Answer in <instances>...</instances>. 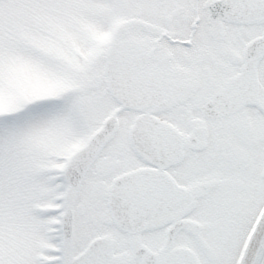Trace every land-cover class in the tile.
<instances>
[{
	"label": "snow or ice",
	"instance_id": "obj_1",
	"mask_svg": "<svg viewBox=\"0 0 264 264\" xmlns=\"http://www.w3.org/2000/svg\"><path fill=\"white\" fill-rule=\"evenodd\" d=\"M0 264H264V0H0Z\"/></svg>",
	"mask_w": 264,
	"mask_h": 264
}]
</instances>
